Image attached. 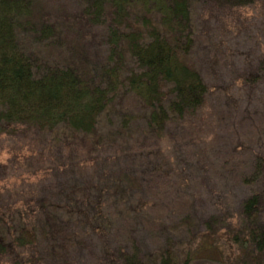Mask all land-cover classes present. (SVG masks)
<instances>
[{
	"label": "trees",
	"instance_id": "1",
	"mask_svg": "<svg viewBox=\"0 0 264 264\" xmlns=\"http://www.w3.org/2000/svg\"><path fill=\"white\" fill-rule=\"evenodd\" d=\"M196 1L217 12L260 0H86L82 14L101 39L86 49L69 46L68 58L62 32L43 17L34 19L35 0H0V141L37 140L68 150L41 169L39 187L0 191V264H42L45 251L56 264H75L76 245L91 250L92 239L70 231L72 225L84 227L101 208L91 202L97 182L78 160L122 148L134 119L124 106L132 103L146 114V128L158 144L174 125L199 120L209 86L192 62ZM106 116L122 118L119 128L115 123L105 130ZM0 172V181L6 179V170ZM252 172L247 184L263 181L264 152L256 153ZM93 224L104 236L106 226ZM201 225L210 235L228 227L238 264H264L263 192L241 203L234 224L209 215ZM130 242V251L115 248L112 264H145L140 241L133 235ZM160 264L177 263L168 250Z\"/></svg>",
	"mask_w": 264,
	"mask_h": 264
},
{
	"label": "rangeland",
	"instance_id": "2",
	"mask_svg": "<svg viewBox=\"0 0 264 264\" xmlns=\"http://www.w3.org/2000/svg\"><path fill=\"white\" fill-rule=\"evenodd\" d=\"M85 1L35 0L34 19L43 17L62 32L68 43L65 58L69 46L86 49V43L101 39L87 26ZM192 20L198 36L192 62L209 86L208 103L198 121L174 125L159 144L148 133L146 114L130 103L124 110H131L134 119L122 148L103 149L92 160L77 159L97 182L91 202L99 201L95 206L101 208L92 212L96 220L80 229L70 227L76 238L93 240L91 250L75 246V264H112L115 248L131 250L133 235L145 264H160L168 250L177 264L187 259V264H238L228 227L210 235L201 221L215 215L234 224L241 203L254 192L264 193V179L255 185L244 181L252 179L256 153L264 152V70L259 69L264 0L217 12L196 1ZM52 52L46 49L47 56ZM117 116L113 121L106 116L105 130L115 123L119 128L124 116ZM67 152L37 140L0 141V170L8 173L0 191L40 186L41 169L54 154ZM58 215L64 218L65 212ZM98 222L106 226V235L89 226ZM46 252L42 264H56L54 254Z\"/></svg>",
	"mask_w": 264,
	"mask_h": 264
}]
</instances>
